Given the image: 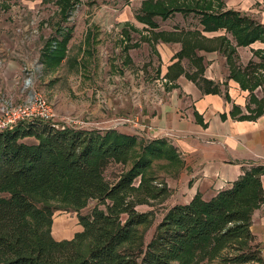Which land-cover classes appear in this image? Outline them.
I'll list each match as a JSON object with an SVG mask.
<instances>
[{
    "label": "trees",
    "instance_id": "trees-1",
    "mask_svg": "<svg viewBox=\"0 0 264 264\" xmlns=\"http://www.w3.org/2000/svg\"><path fill=\"white\" fill-rule=\"evenodd\" d=\"M75 1H57L61 18L69 17ZM172 13L193 14L205 32L231 34L235 44L228 43L225 35L212 39L227 45L228 59L236 47L264 44V24L226 10L222 0H147L137 19L154 30L155 17L166 19ZM155 36L181 41L178 58L196 46L181 33ZM56 37L43 51V65L48 69H56L67 58L72 38L71 32L62 30ZM261 58L255 67L250 62L232 70V78H240L243 89L251 94L264 84L258 80L264 79ZM251 99L257 100L255 95ZM26 139L37 143L28 144ZM130 158L134 162L127 173L114 181L107 178L110 166ZM161 158L179 162L166 140H153L143 148L136 136L116 130L59 129L34 121L1 131L0 264H264L261 244L251 231L252 216L264 203V166L258 164H251L230 188L211 200L197 194L189 204L172 207L146 243L141 228L150 224V217L139 213L136 205L165 194L154 188V178L147 177L153 161ZM140 176L138 188L134 183ZM92 201L98 202L92 214L80 215L83 230L72 239L56 240L53 214L59 207L51 204L79 212ZM102 204L105 210L100 209Z\"/></svg>",
    "mask_w": 264,
    "mask_h": 264
},
{
    "label": "rangeland",
    "instance_id": "rangeland-1",
    "mask_svg": "<svg viewBox=\"0 0 264 264\" xmlns=\"http://www.w3.org/2000/svg\"><path fill=\"white\" fill-rule=\"evenodd\" d=\"M57 1L0 0V117L6 107L43 94L55 109L56 125L62 126L66 117H73L83 123L77 128L80 130H116L136 136L143 148L153 140L164 139L174 148L169 137L151 123L162 105L170 102V89L163 80L166 48L176 46L160 42L155 45L149 43L147 37L150 31L168 33L174 29H194L199 25L198 19L193 14L181 13H172L166 19L155 17L157 27L152 30L137 19L142 15L144 1L76 0L64 20ZM59 30L71 32L69 52L61 66L48 69L43 65V51ZM219 32L225 33L221 36L226 37L228 43L235 44L231 34ZM250 55V50H242L239 62L243 67L250 63ZM262 56L264 54L254 57L253 67L261 63ZM218 61L224 58L219 56ZM260 73L263 76L264 69ZM259 87L261 95L264 84ZM26 142L37 143L34 139H26ZM136 151L140 152L139 148ZM133 162L130 158L110 166L107 178L114 181L118 175L127 173ZM178 163L167 158L156 159L147 171V177L155 179L154 188L165 190V194L136 205L139 213L150 217V224L141 228L146 243L174 207L173 192L177 189L172 178L178 173ZM141 180V176L135 180V187H140ZM97 203L92 201L79 212L52 203L59 207L53 214V237L58 241L72 239L83 228L80 215L90 216ZM99 207L105 210L103 204Z\"/></svg>",
    "mask_w": 264,
    "mask_h": 264
},
{
    "label": "crops",
    "instance_id": "crops-1",
    "mask_svg": "<svg viewBox=\"0 0 264 264\" xmlns=\"http://www.w3.org/2000/svg\"><path fill=\"white\" fill-rule=\"evenodd\" d=\"M222 1L226 10L239 11L264 24V0ZM168 33H181L196 45L187 56L178 58L181 41L157 39L156 33L148 32L149 43L176 46L166 48L163 80L170 89V102L162 105L151 123L169 137L178 155L180 167L172 178L177 189L173 192L175 206L189 204L197 194L211 200L230 188L251 164L264 166V90L259 95V87L251 94L243 89L240 78H232V70L242 66V50H250L248 61L253 62L258 57L256 51L264 50L259 45L264 44L232 45L236 52L228 59L229 51L224 52L227 45L212 42L224 32H205L198 25ZM219 56L224 61H218ZM252 95L257 98L255 102ZM262 184L264 188V175ZM251 231L261 244L264 258V203L252 216Z\"/></svg>",
    "mask_w": 264,
    "mask_h": 264
},
{
    "label": "built area",
    "instance_id": "built-area-1",
    "mask_svg": "<svg viewBox=\"0 0 264 264\" xmlns=\"http://www.w3.org/2000/svg\"><path fill=\"white\" fill-rule=\"evenodd\" d=\"M56 112L52 104L43 94H36L24 103L15 106H9L3 109L0 117V131L10 129L21 122L42 121L50 123L52 126L65 129L81 128L83 123L73 117H66L63 125L54 124Z\"/></svg>",
    "mask_w": 264,
    "mask_h": 264
}]
</instances>
